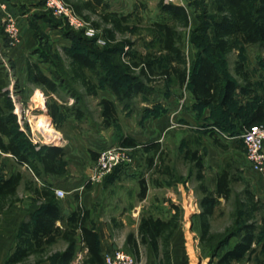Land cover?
Here are the masks:
<instances>
[{
  "label": "rangeland",
  "instance_id": "374dc122",
  "mask_svg": "<svg viewBox=\"0 0 264 264\" xmlns=\"http://www.w3.org/2000/svg\"><path fill=\"white\" fill-rule=\"evenodd\" d=\"M85 1L87 0H70L79 5ZM105 1L109 5V12L126 17L127 21L123 26L129 27L126 33H117L114 39L106 36L105 31L110 27L102 23L101 11H83V15H77L85 25L84 29L77 30L69 23L55 18L43 1L30 0L28 9L17 11L18 14L24 13L23 15L30 12L28 24L20 20L21 27H25L29 34V48L20 54V61L16 55L10 57L0 48V105L5 118L12 122L17 137L23 139L31 159L39 165L44 147L54 146L64 151L63 157L57 162V175H45L40 180L30 172L21 190L24 199L27 194L34 196L36 188L43 189L46 184H50L54 191L57 188L66 193L65 197L59 198L63 206L70 201L80 204L81 196L75 194V188L80 185V192L87 194L89 198V207L82 205L89 212L93 228L100 220L110 223L118 248L127 250L139 264H144L147 250L151 247L141 246L136 255L126 241L123 243L130 234L137 235L136 225L143 217L166 220L174 214L172 206L177 205L180 210L179 224L187 222L193 225V230L200 237L202 182L198 180L199 169L196 162L188 156L189 151L198 152L204 166V185L209 190H214L218 176L227 171L232 189L230 199H219L214 215L210 217V234L214 239L207 243H201L200 240L202 256L211 261L217 260L212 256L218 244L231 234H236V237L225 250L237 242L240 228L245 224L243 211L249 197L254 198V203L260 209L254 214V221L259 227L261 246L264 242V176L249 166L240 136L230 138L220 134L218 137L207 131L206 126L213 123L216 114H225L214 113L210 108L199 106L189 86L181 87L174 77L166 81L159 75L151 76L149 78L152 82H147L151 94L117 103V121L110 127L103 124L100 101L104 98L115 101V97L102 86L101 77L115 74L122 80H127L124 67L126 63L129 64V60L121 51L124 48L122 42L129 41L132 44L130 49L125 48V52L129 50L158 58L156 71L161 72L167 65L165 54L160 52L155 26L160 22L172 23L161 13L162 0ZM163 2L183 5L189 13V27L178 29L182 38L181 49L186 55L188 70L192 71L199 53V48L193 41L199 38L202 43L207 44L206 48L211 49V32L206 31V25L213 17L211 0ZM18 14L14 15L17 17ZM94 23L99 26L95 27ZM197 29H201V33H196ZM0 30L2 31L1 27ZM89 31H93L94 35H88ZM68 36H73L76 43L84 47L87 44L90 49L102 54L97 70L94 73L86 71L87 78L96 85L94 93L88 91L73 74L66 49L72 47L74 42ZM217 59L224 75L240 84L244 82L236 74V66L244 64L251 70L255 94L264 99V67L259 63V59L264 60V47L249 46ZM28 61L36 62L47 75L58 81L55 94L28 81ZM130 72L140 75V68L133 67ZM252 105L250 100L238 101L227 109L226 121L230 122L229 125L241 127L243 120L237 119L234 113L249 110ZM54 112L55 115H52ZM79 114L82 115L81 118ZM39 122L54 131L55 140H47L36 129ZM127 137L136 138L142 144H159V149L148 152L142 146L123 147L122 140ZM116 147L127 148L129 160L99 181H93L97 160L93 159L92 153L99 157L103 150ZM11 160L10 154L0 151V172L7 169ZM142 182L147 186L144 200H140ZM64 247V243L52 246L46 257L60 252ZM222 252L220 250L217 257ZM260 253L262 257L256 261L257 264L264 262V251ZM83 254V248L79 247L73 264H84ZM40 259V256H34L26 264H36Z\"/></svg>",
  "mask_w": 264,
  "mask_h": 264
},
{
  "label": "trees",
  "instance_id": "16d2710c",
  "mask_svg": "<svg viewBox=\"0 0 264 264\" xmlns=\"http://www.w3.org/2000/svg\"><path fill=\"white\" fill-rule=\"evenodd\" d=\"M65 1L71 5L77 15H83V11L92 13L101 11L102 23L110 27L105 31L110 39H114L117 33H126L129 29L128 26H123L127 21L126 17H119L118 14L109 12V5L105 0H87L81 5L71 3L70 0ZM211 4L213 17L206 25L208 26L206 31L211 32L212 41L209 43L211 49L206 48L207 44L202 43L199 38L193 41L199 48V53L192 71L188 70L187 58L181 49L182 38L178 27L187 28L190 25L189 13L182 5L164 4L163 0L160 3L161 13L172 22H160L155 26L159 37L160 52L165 54L167 65L161 72L156 71L158 58H154L151 54L143 56L129 50L125 52V48L130 49L132 44L129 41L122 42L124 48L121 51L123 56L129 60V64L126 63L124 67L127 80L124 81L115 74L101 77L102 86L115 97V101L104 98L99 104L103 124L106 127H110L118 119L117 103L130 101L140 95H150L147 82H152L149 77L158 75L166 81L174 77L181 87L185 85L190 87L193 98L199 106L210 108L214 110V113L225 114L220 115L221 117L216 114L213 123L206 126L207 131L212 135L219 137L220 134H224L234 138L241 136L246 129L254 125L264 124V99L255 94L251 70H248L244 64H237L236 74L244 82L240 84L224 75L217 59V57L224 58L235 50L249 46L264 47V0H211ZM84 17L88 19L87 16ZM94 26L99 25L94 23ZM202 32L205 31L202 30ZM196 33H201V29H197ZM68 39L74 42L72 47L66 49L71 60L73 74L88 91L94 93L96 85L87 78L86 71L94 73L97 70L102 54L90 49L86 46L87 44H84V47L76 43L73 36ZM91 41L94 42V40ZM259 63L264 67V60L259 59ZM133 67L140 68V75H133L130 72ZM26 75L29 82L42 86L51 94L57 92L58 81L47 75L36 62L26 63ZM244 100L253 102L251 108L242 110L244 112L234 113L237 119L243 120V124L241 127L232 126L234 124L229 125L230 122L226 121L227 109L238 101ZM6 101L9 102V99L7 98ZM55 112L52 115H55ZM234 115L231 116L234 117ZM81 117L82 115L79 114V118ZM22 140L17 137L12 122L5 118L4 110L0 105V151L10 154L17 164L28 166L37 179L41 180L45 175L50 174L57 175V162L64 155L63 149L54 146L44 147L39 165L31 159ZM241 144L243 145L242 142ZM121 145L129 148L142 146L148 152L159 149V144H138L130 137L122 140ZM92 156L94 160H97L96 154L92 153ZM188 156L196 162L199 169L198 180L202 182L203 198L200 202L202 212L199 215L200 240L201 243H207L214 239L210 234L209 220L214 215L219 199L229 200L231 197V178L227 171H223L217 178L215 189L209 190L203 183L204 166L202 159L198 157V152L189 151ZM22 180L21 173L7 177L0 172V214L7 204L14 203L17 199L18 188ZM33 193L40 206L36 212L28 215L22 222L16 250L5 264H26L32 256L41 257L36 264H71L79 247L88 250L84 264H104L99 237L93 229L87 227L89 212L78 207L69 215H65L63 205L50 184H46L43 189L36 188ZM146 196L147 186L145 182H142L140 200H144ZM172 208L174 214L169 220L152 216L141 219L139 242L133 234L127 237V243L134 249L136 255L139 254V244L150 245L158 264H172L171 241L180 226V210L174 205ZM259 211L254 198L249 197L248 203L244 205L243 214L246 220L237 235L238 240L226 250L225 248L229 246L236 234H231L218 244L212 256L218 259L217 264H238L246 259L249 260L257 251L255 245L264 251V242L260 246L259 227L254 221V214ZM58 222H65L66 228L58 227ZM58 239L64 240L68 245L67 248L46 257L48 250L57 243ZM220 250L223 252L217 257Z\"/></svg>",
  "mask_w": 264,
  "mask_h": 264
},
{
  "label": "crops",
  "instance_id": "0c3cea01",
  "mask_svg": "<svg viewBox=\"0 0 264 264\" xmlns=\"http://www.w3.org/2000/svg\"><path fill=\"white\" fill-rule=\"evenodd\" d=\"M29 1L30 0H0V4L6 5L7 9L10 12H11V10H13L14 12L12 11L11 13L16 15V14H18L17 13L18 10L28 9ZM23 14L19 13L17 17H19L20 20L22 19V23L25 22L26 24H28V22H29L28 17H29L30 12L26 13V15H23ZM20 15H22V17H20ZM27 18H28V20H27ZM2 32H3V30L2 31L0 30V48L3 51L5 50V54L9 55L10 57L16 55L17 57H19L18 60L20 61L21 55L23 54V52L26 49L29 48V44H30V41L28 38L29 34L25 30V27H23V26L21 27V43H20V45L16 48H13V49L7 48V42H6ZM0 52H1V50H0ZM108 99H110V98H108ZM172 116H173L172 119H174L175 118L174 115H172ZM130 138L134 139L137 143L142 144V142H139V140H137L136 138H133V137H130ZM30 172L33 174V172L28 168V166H26V165L22 166V165L17 164L13 157H12V160L9 162L7 169L3 172V174L6 175L7 177H9L13 174H16V173H21L23 180H22L21 185L18 188L17 199L15 200V202L11 203V204H7L5 209L0 214V264H5L6 261L15 252L16 247H17V241H18L17 240L18 234H19V230H20L22 222L26 219V217L28 215L36 212L40 206V203L37 201L35 196H33V195L28 196V194H27V198L24 199V195L21 193L25 179H26V177H28ZM33 176L35 177L34 174H33ZM92 177H93V175H92ZM75 189L77 190L75 194L77 196L78 195L81 196L82 203L79 204V203H77V201L66 202V204H64V206H63L65 215H69L74 210H76L78 207H81L83 209H84V207H89V198H88L87 194H82L80 192V185H77V188H75ZM56 190H62V189L56 188ZM18 198H20V200ZM82 204L84 205V207ZM169 219L170 218H167L166 220H169ZM163 220H165V219H163ZM140 222H141V220H139L137 223L138 225H136V227L138 228V232L136 235L138 242H139L138 234H139ZM57 226L64 229V228H66V223L65 222H58ZM87 227H89L90 229H93L94 232H96L97 235L99 236L100 247H101V251H102L103 255L105 253H110L115 249H119L118 243H116L114 234L112 233L113 228H112L110 223L103 222L100 220L95 224V228H93L94 226L90 223V221H88ZM125 241H126V244L128 245L127 238L124 239V242H123L124 244H125ZM58 243H64L65 244V247L60 252L64 251L68 246L67 243L62 239H58L56 244H58ZM141 246H150V245L139 244V248ZM200 246H201L200 237L197 234V231L193 230V225L187 224V222L181 223L178 231L176 232V234L174 235V237L172 238V241H171L172 264H217L218 259L211 261V259L202 256ZM254 247H256L257 251L255 254L252 255L251 259H249V260L246 259L243 262L238 263V264H257L256 261H258V259H261V257H262V254L260 253V251L262 252V249H261V247H257V245H255ZM83 250H84V254L82 257L85 258V260H86L88 250L85 248H83ZM123 250H125V249H123ZM33 257L34 256L30 257V259H32ZM261 261H263V260H261ZM73 262L71 264H73ZM142 263H144V260ZM144 264H158V261L155 257V254H154L152 247L150 250L149 249L147 250L146 262Z\"/></svg>",
  "mask_w": 264,
  "mask_h": 264
},
{
  "label": "built area",
  "instance_id": "2783aa9c",
  "mask_svg": "<svg viewBox=\"0 0 264 264\" xmlns=\"http://www.w3.org/2000/svg\"><path fill=\"white\" fill-rule=\"evenodd\" d=\"M52 12L53 16L69 23L73 28L84 29L85 25L74 12L73 8L65 0H40ZM0 27L3 30L7 48L13 49L21 43V24L19 17L11 13L7 6L0 4ZM94 35L93 31L87 33ZM246 150V157L249 166L257 173L264 176V124L254 125L246 129L239 137ZM127 148H108L103 150L97 159V168L92 180L99 181L102 177L111 173L119 166L126 163L129 158ZM58 198L65 197L66 193L56 190ZM104 264H139L132 254L121 248L115 249L103 255Z\"/></svg>",
  "mask_w": 264,
  "mask_h": 264
},
{
  "label": "bare ground",
  "instance_id": "6f19581e",
  "mask_svg": "<svg viewBox=\"0 0 264 264\" xmlns=\"http://www.w3.org/2000/svg\"><path fill=\"white\" fill-rule=\"evenodd\" d=\"M47 138V140L52 141L54 139V131L50 128H46L41 122L38 123V128H36Z\"/></svg>",
  "mask_w": 264,
  "mask_h": 264
}]
</instances>
